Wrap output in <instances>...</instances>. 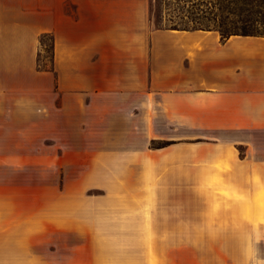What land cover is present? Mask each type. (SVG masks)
Masks as SVG:
<instances>
[{"label": "crops", "instance_id": "1", "mask_svg": "<svg viewBox=\"0 0 264 264\" xmlns=\"http://www.w3.org/2000/svg\"><path fill=\"white\" fill-rule=\"evenodd\" d=\"M16 163L104 186L0 187V264H264V37L155 28L149 0H0Z\"/></svg>", "mask_w": 264, "mask_h": 264}, {"label": "rangeland", "instance_id": "2", "mask_svg": "<svg viewBox=\"0 0 264 264\" xmlns=\"http://www.w3.org/2000/svg\"><path fill=\"white\" fill-rule=\"evenodd\" d=\"M155 28H205L231 34H264V0H149ZM192 19H195L192 21ZM39 64H48L51 39H42ZM57 174L50 165L47 173L39 165L0 164L1 188L104 186L102 181L83 178L86 166L63 165ZM61 171V172H60ZM46 176L40 178L39 176ZM55 176V177H54Z\"/></svg>", "mask_w": 264, "mask_h": 264}, {"label": "trees", "instance_id": "3", "mask_svg": "<svg viewBox=\"0 0 264 264\" xmlns=\"http://www.w3.org/2000/svg\"><path fill=\"white\" fill-rule=\"evenodd\" d=\"M195 19H192V21H194ZM167 29H172V30H191V29H200V30H210V29H205V28H200V27H197V28H179L177 26H169ZM214 30V29H213ZM221 38L222 39H226L227 37L231 36V35H243V36H260V37H264V34L263 35H249V34H231V35H228L226 33H222L221 32Z\"/></svg>", "mask_w": 264, "mask_h": 264}]
</instances>
